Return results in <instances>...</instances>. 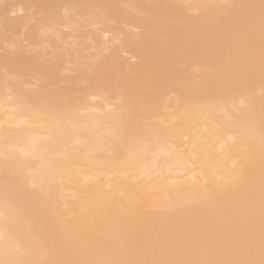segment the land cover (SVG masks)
Segmentation results:
<instances>
[{
    "label": "bare ground",
    "instance_id": "obj_1",
    "mask_svg": "<svg viewBox=\"0 0 264 264\" xmlns=\"http://www.w3.org/2000/svg\"><path fill=\"white\" fill-rule=\"evenodd\" d=\"M0 261L261 264L264 0H0Z\"/></svg>",
    "mask_w": 264,
    "mask_h": 264
},
{
    "label": "rangeland",
    "instance_id": "obj_2",
    "mask_svg": "<svg viewBox=\"0 0 264 264\" xmlns=\"http://www.w3.org/2000/svg\"><path fill=\"white\" fill-rule=\"evenodd\" d=\"M90 27H88L87 29H89ZM60 29V31H64L63 33H64V35L66 36L65 38L66 39H64V41L63 42H65V44H67L68 46H75L76 44H78L79 42H80V39H76V38H73L74 37V34L72 33L71 34V32H69V30L68 29H65V28H59ZM87 29H85V30H87ZM90 29H92V28H90ZM91 31V30H90ZM87 32H89V30L87 31ZM69 33V34H68ZM69 36V37H68ZM72 39H71V38ZM44 39V38H43ZM42 39V40H43ZM41 40V41H42ZM74 40V41H73ZM76 40H78V41H76ZM68 42V43H67ZM77 42V43H76ZM41 43H43V41L41 42ZM40 43V45H42L41 47H39V50L41 49V50H45V51H47V52H50V53H53L54 51H57V50H59V48L58 47H54V48H50V46H49V44L47 43H43V44H41ZM71 43V44H70ZM75 44V45H74ZM58 45H60V43L58 44ZM86 50H88V51H86ZM86 50H84L83 51V54L85 55V54H90V52H91V49H86ZM85 52V53H84ZM87 55H85V56H87Z\"/></svg>",
    "mask_w": 264,
    "mask_h": 264
},
{
    "label": "snow or ice",
    "instance_id": "obj_3",
    "mask_svg": "<svg viewBox=\"0 0 264 264\" xmlns=\"http://www.w3.org/2000/svg\"><path fill=\"white\" fill-rule=\"evenodd\" d=\"M0 264H4V262L0 261ZM261 264H264V261H262Z\"/></svg>",
    "mask_w": 264,
    "mask_h": 264
}]
</instances>
